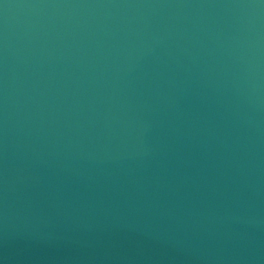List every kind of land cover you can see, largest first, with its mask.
<instances>
[{
  "label": "water",
  "instance_id": "95a60500",
  "mask_svg": "<svg viewBox=\"0 0 264 264\" xmlns=\"http://www.w3.org/2000/svg\"><path fill=\"white\" fill-rule=\"evenodd\" d=\"M0 264H264V0H0Z\"/></svg>",
  "mask_w": 264,
  "mask_h": 264
}]
</instances>
